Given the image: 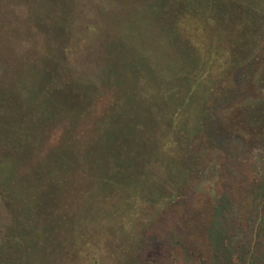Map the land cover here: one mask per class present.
<instances>
[{
    "label": "trees",
    "instance_id": "obj_1",
    "mask_svg": "<svg viewBox=\"0 0 264 264\" xmlns=\"http://www.w3.org/2000/svg\"><path fill=\"white\" fill-rule=\"evenodd\" d=\"M49 1L47 62L28 65L29 79L36 80L25 91L0 89V264H136L148 247V220L193 186L188 172L196 153L190 149L202 116L196 84L231 72L237 61L235 67L203 70L202 48L187 35L186 2L147 3L140 11H153L169 28L173 47L149 55L127 45L111 57L100 81L112 97L93 119L94 86L76 81L66 64L79 50L80 36L70 28L75 0ZM165 2L171 6L167 18L159 8ZM205 2L214 44L235 48L241 63L248 62L264 28V2ZM173 49L188 67L179 76L186 86L178 76H157V67L175 60ZM54 91L70 100L53 98ZM255 182L235 183L240 228L252 217ZM195 211L205 241L207 216L203 220L204 210ZM261 213L264 231V208Z\"/></svg>",
    "mask_w": 264,
    "mask_h": 264
},
{
    "label": "rangeland",
    "instance_id": "obj_2",
    "mask_svg": "<svg viewBox=\"0 0 264 264\" xmlns=\"http://www.w3.org/2000/svg\"><path fill=\"white\" fill-rule=\"evenodd\" d=\"M21 1L0 0V89L10 93L12 87L25 91L36 80L29 79V64L42 67L47 62L50 1ZM139 1L137 5L138 0H75L70 28L76 37L80 36L79 46H75L79 50L70 55L66 64L72 68L76 81L94 86L93 119L104 114L112 97L111 89L100 81L102 67H109L111 57L116 58L127 45L149 55H161L173 47L169 28L153 11L139 9L158 0ZM184 1L187 35L191 34L202 48L203 70L228 64L237 67L196 84L202 116L190 149L196 153L188 172L193 186L182 200L165 205L160 216L148 220L144 234L148 247L138 254L141 258L136 264H264V28L250 60L242 64L238 50L214 44L206 0ZM165 3V8H159L167 18L171 6ZM58 10L59 6L53 14ZM83 46L88 48L84 55ZM174 50L175 60L168 68H161L159 63L157 76L161 81V77L178 76L186 86V79L179 76L188 67L179 61L180 54ZM26 77L23 84H18ZM144 81L139 80L142 85ZM82 87L76 86L79 94H85ZM51 96L70 100L61 91H54ZM58 130L49 143L55 142ZM242 178L256 179V190L252 217L240 228L235 183ZM196 209H207L201 216L203 220L207 216L203 223L205 241L199 230L202 222L195 217Z\"/></svg>",
    "mask_w": 264,
    "mask_h": 264
}]
</instances>
